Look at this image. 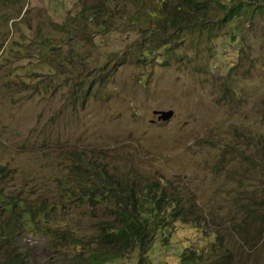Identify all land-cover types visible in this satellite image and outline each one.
Masks as SVG:
<instances>
[{
    "label": "rangeland",
    "instance_id": "obj_1",
    "mask_svg": "<svg viewBox=\"0 0 264 264\" xmlns=\"http://www.w3.org/2000/svg\"><path fill=\"white\" fill-rule=\"evenodd\" d=\"M82 1L95 2L0 0V163L12 170L7 192L34 210L0 235V264H89L115 202L39 208L58 196L52 177L76 155L194 203L199 228L170 224L148 253L153 264H179L187 246L217 238L230 248L225 264H264V222L247 212L264 211V17L234 19L211 43L207 28L180 31L173 54L138 61L146 39L132 25L73 35L66 22ZM74 44L80 59L71 67ZM91 77L101 84L88 91ZM169 109L165 121L153 112ZM109 264L138 263L131 253Z\"/></svg>",
    "mask_w": 264,
    "mask_h": 264
},
{
    "label": "trees",
    "instance_id": "obj_2",
    "mask_svg": "<svg viewBox=\"0 0 264 264\" xmlns=\"http://www.w3.org/2000/svg\"><path fill=\"white\" fill-rule=\"evenodd\" d=\"M77 14L79 16L66 22L68 28H72L73 35L81 34L87 28L103 31L112 26L123 25L137 28L146 42L141 44L136 58L138 61H145L149 56L157 54V50L167 51V55L173 54L174 44L179 43L182 38L176 36L180 31L195 29L200 32V29L207 28V42L211 43L210 38H218L219 31L227 28L234 19L243 21L256 14L264 17V0H95L92 3L82 1V8ZM63 26L66 27L64 24ZM236 32L237 28L231 38L238 34ZM72 37L71 35L67 40ZM47 38L52 39L50 36ZM45 44L46 41L40 42L42 47ZM69 56L71 58L67 64L72 67L73 62L80 59L76 44ZM62 59L63 55L60 54L56 61ZM65 64L63 59L58 65ZM100 84V79L91 77L87 89L89 91ZM78 85L79 82H74L75 88ZM11 173L12 170L6 164L0 163L1 236L11 235L16 221H25V217L34 212L29 209L28 199L23 195L7 192L5 184ZM122 173L123 175L112 172L101 161L76 155L72 164L69 163L67 172L62 169L59 175L52 177L61 190L58 196L51 202L46 200L44 206L43 203L39 204L44 213L49 210L48 206L51 209L63 199H78L90 205L115 202L117 206L113 211V219L101 225V233L91 243L95 247L84 257L89 264H109L131 253L136 254L138 264H153L148 253L159 234L163 235V241L168 239L173 232L170 224L179 220L183 225L192 222L194 225L188 224L190 227L199 228V223L192 218L197 213L195 205L183 193L157 182L142 184L145 180L137 174L130 177L129 173ZM254 196L251 192L246 200L250 201ZM6 212L8 215L4 218ZM247 212L261 224L264 222V211L255 212L249 207ZM209 248L198 249L192 244L187 246L181 253L179 264H225L224 259L231 252L222 238L212 241Z\"/></svg>",
    "mask_w": 264,
    "mask_h": 264
},
{
    "label": "water",
    "instance_id": "obj_3",
    "mask_svg": "<svg viewBox=\"0 0 264 264\" xmlns=\"http://www.w3.org/2000/svg\"><path fill=\"white\" fill-rule=\"evenodd\" d=\"M154 114L158 115L159 120H168L172 117L174 111L172 109L169 110H154Z\"/></svg>",
    "mask_w": 264,
    "mask_h": 264
}]
</instances>
